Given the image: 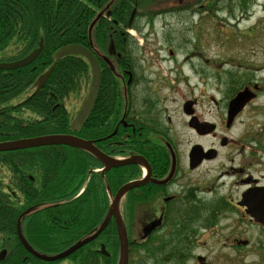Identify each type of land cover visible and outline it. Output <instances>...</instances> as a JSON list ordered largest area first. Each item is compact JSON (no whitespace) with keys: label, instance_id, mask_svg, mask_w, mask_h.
<instances>
[{"label":"flooded vegetation","instance_id":"af4514ba","mask_svg":"<svg viewBox=\"0 0 264 264\" xmlns=\"http://www.w3.org/2000/svg\"><path fill=\"white\" fill-rule=\"evenodd\" d=\"M191 1L173 3L185 8ZM134 4L139 9L138 0ZM139 15L136 11L127 25L114 20L119 46L114 44L111 50V39L101 57L104 134L88 138L106 155L136 156V163H102L91 170L100 171L108 181L101 192L105 199L94 200L91 191L80 200L89 204L86 213L73 205L75 196L55 202L65 207V215L53 219L45 211L27 215L34 200L21 192L26 215L17 213L15 227L0 222V264H120L118 224L109 213L127 182L121 174L128 171L136 186L122 195L117 206L128 234V264H245L253 254L264 259V225L250 215L243 199L248 190L264 186L263 159L253 156L258 149L247 132L231 134L237 116L228 124V105L222 114L211 96L207 101L212 106L203 109L199 83H191L202 77L189 62L190 55L179 61L173 47L150 45L154 31L142 32ZM196 48L193 56L199 54ZM182 86L188 94L181 93ZM263 88L257 84L256 92ZM170 104L177 108L173 113ZM205 122L210 125L201 126ZM183 128L194 140H183ZM197 145L202 149H195ZM109 175L117 178L111 180ZM1 193L17 195L11 190ZM128 198L133 213L136 204V231L124 215ZM93 202L94 206L107 202L103 221H92Z\"/></svg>","mask_w":264,"mask_h":264},{"label":"trees","instance_id":"16d2710c","mask_svg":"<svg viewBox=\"0 0 264 264\" xmlns=\"http://www.w3.org/2000/svg\"><path fill=\"white\" fill-rule=\"evenodd\" d=\"M166 1L169 0H138L139 9L158 13L157 9ZM134 2L0 0V62L22 58L38 47L41 39L44 41L41 54L32 63L13 69L0 68V142L50 133H74L84 138L104 134V71L101 91L88 122L79 131L71 128L68 96L81 94L91 78L88 61L78 54L63 56L41 89L34 88L23 99L12 100L34 86L38 77L55 62L54 52L65 44L82 43L90 47L101 63L102 53L107 52L111 39L119 46L118 35L113 34V29L118 28L114 20L127 25ZM242 87L238 85L236 92ZM101 166L94 155L63 144L0 151V191L17 193L16 196L0 194V222L13 223L15 227L17 213L26 215L21 199L23 191V196L34 200L27 215L44 211L50 219L65 215V207L62 209V204L55 202L75 196L78 197L73 205L86 213L89 204L80 200L87 198L89 192H93L94 200L106 196L101 192L106 190L107 177L100 171H91ZM121 176L124 181L133 178L129 171ZM109 178L114 180L117 176L109 175ZM95 203H92V221H103L107 202L94 206Z\"/></svg>","mask_w":264,"mask_h":264},{"label":"rangeland","instance_id":"374dc122","mask_svg":"<svg viewBox=\"0 0 264 264\" xmlns=\"http://www.w3.org/2000/svg\"><path fill=\"white\" fill-rule=\"evenodd\" d=\"M169 1L159 5L158 13L141 10L139 17L143 18L138 25L143 33L150 29L154 31L150 45L173 47L179 61L190 55L189 62L198 68L202 77L192 79L191 83H199V92L205 100L204 110H207V104L212 106L207 99L214 96L217 102L213 103L219 105L223 114L238 85L251 88L254 84L264 85V0H194L185 8L173 3L177 0ZM145 17H153V21L149 22ZM136 41L138 38H135V44ZM194 46H197L195 51L199 54L193 56ZM167 53L161 52V55L166 56ZM88 88L89 84L81 94L68 96L72 119ZM31 90L27 89L12 101L23 99ZM182 90L181 93L188 94L187 88L182 86ZM194 91L197 94L198 88ZM175 109L170 104L171 113ZM242 132L249 134L252 146L258 149L253 156L262 158L261 163L264 164V88L251 100L250 106L238 114L231 134L239 136ZM182 138L190 142L193 137L183 128ZM211 140L203 139L205 143H211ZM261 167L264 174V165ZM132 213L133 201L128 198L124 215L136 231V204L131 220ZM245 264H264V259L253 254Z\"/></svg>","mask_w":264,"mask_h":264},{"label":"water","instance_id":"95a60500","mask_svg":"<svg viewBox=\"0 0 264 264\" xmlns=\"http://www.w3.org/2000/svg\"><path fill=\"white\" fill-rule=\"evenodd\" d=\"M135 12L136 9L133 11V14H135ZM42 49H43V39L40 41V45L25 57H22L14 61L0 62V68L13 69L28 65L39 56ZM111 50H114L113 45L111 46ZM67 54L83 55L90 62L92 69V80L89 90L78 110L76 117L74 118L71 124V127L73 129L79 130L88 121L100 92L101 67L96 55L85 45L78 43L65 44L54 52V57L56 61L45 73L40 75V77L36 82V85L38 86L37 90H39L48 80L56 63L63 56ZM255 88H257V85H255ZM255 97H256V92L253 91L248 86L238 91L237 94L230 100L228 105V118H227L228 124H231L234 118L238 115V113L244 108V106ZM209 125L210 124L208 122H205L201 126L208 127ZM199 128L200 126L198 127V130L200 131ZM51 144H66L80 148L84 151H88L93 155H95L96 157H98L103 163H108L109 166H118L128 163H136V156H132L126 159L112 158L106 155L100 148H98L93 143L92 140L85 139L83 137L71 133L46 134V135H39L34 137H24L19 139L1 141L0 151L17 150V149L31 148V147H36L41 145H51ZM195 147H196L195 149H202L201 145H197ZM134 186H136V181L133 180L127 182L120 188L113 203L114 209H112L109 213V218L114 214L118 224L119 236L121 239L120 264H128L129 262V240H128L126 226L124 224L122 215L117 210V206L121 196L126 191L133 188ZM243 199L248 207L247 210L250 213V215L255 219V221L260 222L264 225V186L255 187L248 190L244 194ZM20 235H21V239L24 241L21 232Z\"/></svg>","mask_w":264,"mask_h":264}]
</instances>
